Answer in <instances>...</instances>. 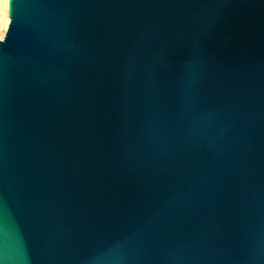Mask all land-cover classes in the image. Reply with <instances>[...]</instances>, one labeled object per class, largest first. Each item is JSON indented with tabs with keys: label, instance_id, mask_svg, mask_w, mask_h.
<instances>
[{
	"label": "water",
	"instance_id": "obj_1",
	"mask_svg": "<svg viewBox=\"0 0 264 264\" xmlns=\"http://www.w3.org/2000/svg\"><path fill=\"white\" fill-rule=\"evenodd\" d=\"M0 264H264V0H6Z\"/></svg>",
	"mask_w": 264,
	"mask_h": 264
},
{
	"label": "bare ground",
	"instance_id": "obj_2",
	"mask_svg": "<svg viewBox=\"0 0 264 264\" xmlns=\"http://www.w3.org/2000/svg\"><path fill=\"white\" fill-rule=\"evenodd\" d=\"M11 17L9 9L6 5V0H0V34L5 32V25H7L6 32L10 23Z\"/></svg>",
	"mask_w": 264,
	"mask_h": 264
},
{
	"label": "snow or ice",
	"instance_id": "obj_3",
	"mask_svg": "<svg viewBox=\"0 0 264 264\" xmlns=\"http://www.w3.org/2000/svg\"><path fill=\"white\" fill-rule=\"evenodd\" d=\"M6 28H7V25H5V32L3 34H0V42H3V40L6 37Z\"/></svg>",
	"mask_w": 264,
	"mask_h": 264
}]
</instances>
